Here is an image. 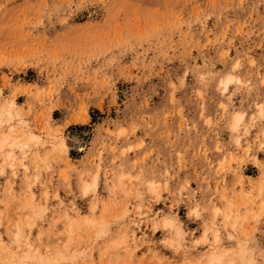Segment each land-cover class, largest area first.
<instances>
[{
	"label": "rangeland",
	"instance_id": "374dc122",
	"mask_svg": "<svg viewBox=\"0 0 264 264\" xmlns=\"http://www.w3.org/2000/svg\"><path fill=\"white\" fill-rule=\"evenodd\" d=\"M0 110V264H264V0H0Z\"/></svg>",
	"mask_w": 264,
	"mask_h": 264
},
{
	"label": "bare ground",
	"instance_id": "6f19581e",
	"mask_svg": "<svg viewBox=\"0 0 264 264\" xmlns=\"http://www.w3.org/2000/svg\"><path fill=\"white\" fill-rule=\"evenodd\" d=\"M6 109H7V107H6ZM10 107L8 106V115H10L9 113H10ZM1 111V110H0ZM7 115V114H6ZM237 117H238V114L236 115ZM236 122H237V119L234 121V124L236 125ZM8 142V138L6 137V136H4V137H2L1 139H0V153H1V150L5 147V145H6V143ZM13 144V143H12ZM12 144H10V145H12ZM14 144H15V142H14ZM17 145V144H16ZM19 145V144H18ZM24 146V145H23ZM17 147H19V146H17ZM22 147V146H21ZM9 153V152H8ZM6 154L5 155V157H4V159H9L10 158V154ZM1 155V154H0ZM36 155V154H35ZM45 158V157H44ZM10 159H12V156H11V158ZM13 162V161H12ZM24 166V165H23ZM34 166V165H33ZM93 184H95V181H94V183ZM92 184V185H93ZM127 186V185H126ZM85 189H87L88 188V186L86 185L85 187H84ZM15 209V208H14ZM12 218V217H11ZM10 218V219H11ZM18 220V219H17ZM86 220H88V219H86ZM11 224H12V222H11ZM13 226H14V223H13ZM15 228V227H14ZM8 230H10V229H8ZM70 230V226H68V228H67V230H66V232H68ZM10 232V231H9ZM12 233V232H11ZM64 233H65V231H64ZM69 233V232H68ZM10 234V233H9ZM10 236H12V235H10ZM14 236H16V234H14ZM64 236H66V234L64 235ZM63 237V236H62ZM59 239V238H58ZM51 241V240H50ZM54 243H55V241H53ZM44 243V242H43ZM28 244V243H27ZM57 244H58V242H57ZM2 246V245H1ZM26 246V245H25ZM24 246V248H26ZM18 250H14V251H11V254L10 255H12V258L14 259H12V258H10L9 257V259H12L14 262L15 261H17V263L18 264H26L28 261L30 262V260H37V256L36 255H34V252H30V250H28V249H19V248H17ZM30 249V248H29ZM6 253V252H5ZM8 253H7V255H9ZM102 254H104V253H102ZM230 254H232V253H230ZM9 255V256H10ZM104 256V255H103ZM8 257V256H7ZM6 257V258H7ZM220 257V256H219ZM230 258V257H229ZM214 259H215V257H214ZM226 259H228V258H226ZM234 259V258H233ZM39 260V259H38ZM217 260V263H221V262H224L225 261V257H223L222 259H216ZM231 260H232V258H231ZM235 260V259H234ZM228 262V261H227ZM226 262V263H227ZM235 262V261H234ZM0 263H2V262H0Z\"/></svg>",
	"mask_w": 264,
	"mask_h": 264
}]
</instances>
